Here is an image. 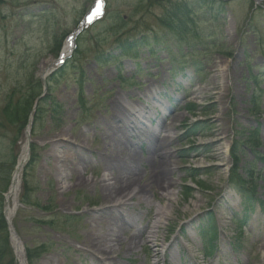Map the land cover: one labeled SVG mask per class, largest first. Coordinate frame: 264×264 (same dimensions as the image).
<instances>
[{"label": "rangeland", "instance_id": "rangeland-1", "mask_svg": "<svg viewBox=\"0 0 264 264\" xmlns=\"http://www.w3.org/2000/svg\"><path fill=\"white\" fill-rule=\"evenodd\" d=\"M172 1L150 7L146 0H108L105 20L77 39L80 53L74 60L76 68L48 83L50 91L46 98H55L63 106L64 122L57 128L47 114L35 123L31 145L36 147L38 162L28 172L35 189L34 206H20L14 219L25 247L47 246L48 252L38 264H83L84 258L89 257L78 250L84 248L86 228L109 215L105 214L108 207L125 203L134 191H137L135 200L126 203L133 206L131 213L135 214L137 225L145 228L160 222L155 243L158 264H264V166L256 163L254 180H247L250 188L244 190L256 188L253 216L256 221L251 227L255 230L247 229L240 238H236L233 216L236 213L242 219L246 201L228 184L233 143L247 144L257 126L249 110L248 73L253 69L259 77L264 74V16L261 13L253 16L252 4L237 0L215 21L198 12L194 29L180 39L159 22L169 6L183 0ZM92 2L0 0V164L6 163L7 170L12 155L20 157L26 142L24 136L18 149L13 146L17 125L2 118L8 97L16 91L17 98V91L25 87L34 88L36 95L41 93L37 82L43 67L56 62L57 45L77 29ZM258 3L264 4V0ZM153 33L165 36L167 41L168 49L159 52L158 59L144 51L139 61L126 58L120 64L123 53L118 49L120 42L139 41ZM174 58H180L182 64L173 73ZM117 65L123 67L120 74ZM80 76L84 80L81 90L76 82ZM259 81L264 89V80ZM79 96L84 99L83 106L77 103ZM43 102L44 99L40 103ZM119 103L130 110H140L139 119L125 134L113 136L122 139L121 144L110 145L104 134L111 133L109 129L127 114L125 108L118 109ZM189 105H194L195 110L188 111ZM165 107L170 111H164ZM143 113L146 120L142 119ZM155 117L167 129H178L168 134L171 137L161 139L172 143L166 150L173 170H166L164 179L159 180L156 163L160 157L153 142L143 148L141 156L134 158L139 170L134 181L139 177V186L149 185L141 193V187H136L137 190L131 187L122 194H114V199L107 198L109 191L101 183L108 174L106 157L117 153L120 162L117 175L130 183L126 179L130 175L124 163L125 147ZM38 118L41 119V114ZM261 123L260 140L252 153L264 151V116ZM195 125L203 127V137L180 143L178 137ZM82 135L87 138L85 144L79 143ZM248 152L238 153L244 166L254 161ZM31 158L30 147L27 164ZM194 167L209 168V173L191 182L188 170ZM64 175L66 178L62 179ZM84 180L88 184L80 185ZM122 185L119 183V188ZM185 185L193 190L191 198L183 196ZM38 203L52 210L45 211ZM159 208L167 214L163 219L157 216ZM124 214L128 216L125 211ZM209 215L216 216L220 226L218 243L222 248L202 259L203 242L197 226ZM132 233L135 231L123 236ZM147 236L148 233L141 238V246L129 255L128 264L151 261V254L142 246ZM232 242L235 248L230 247ZM116 248L114 255L123 254L125 246Z\"/></svg>", "mask_w": 264, "mask_h": 264}, {"label": "trees", "instance_id": "trees-1", "mask_svg": "<svg viewBox=\"0 0 264 264\" xmlns=\"http://www.w3.org/2000/svg\"><path fill=\"white\" fill-rule=\"evenodd\" d=\"M172 0H168V3ZM173 2V1H172ZM159 2L156 1V3L151 2L150 7H154L155 5L162 6L163 4H158ZM168 5V4H167ZM228 4L221 2L219 0H183L178 1L177 3H174L172 6H169L164 15L159 19L160 25L167 30H170L177 34H187V32L190 30V26L193 23V17L196 13V10H202L205 15L209 16H216L218 14H224L227 10ZM252 8H254V5L252 4ZM218 12V14H217ZM256 13H262L264 14V8L257 7V9L254 11L253 16H255ZM140 41V42H139ZM139 41L135 42H120L119 43V49L123 52L125 56L135 55L137 53V50L142 47H155L158 45H162L161 37L158 35L154 36H145L142 37ZM56 46V45H55ZM59 47V45H57ZM58 49V48H57ZM135 52V53H133ZM150 52L152 55H155L157 52V47L154 49H150ZM80 52H78L79 54ZM77 54V56H78ZM77 56L75 59H77ZM137 56V55H135ZM132 56V57H135ZM74 59V60H75ZM74 60L70 62L66 67L58 73V77H61L67 72L69 69H75V62ZM251 81H253L256 84V78L254 75H251L250 77ZM53 80H58V78H55ZM83 79L79 81L80 86H82ZM40 83L37 82V86ZM254 84V85H255ZM40 86V85H39ZM257 88L258 86L255 85ZM25 88L20 89L17 91V98L16 91H12L10 96L8 97L6 101V105L4 106L2 110V118H5L8 122L16 124L17 129H21L27 124V120L32 112V109L34 107L35 100L39 95H36L33 91L34 88ZM259 100V97L255 96L253 93L251 96V106L253 109H251V112L253 116L258 117L261 110L258 109L256 106V102ZM63 106L55 100V98H48L44 99V102L39 105L37 112H36V121L42 120L45 115H50V119L53 122L55 126H59L61 122V118L63 116ZM41 114V119L38 118V116ZM4 120V119H3ZM5 121V120H4ZM2 128V127H0ZM258 128H256L253 133H251V136H254L257 132ZM195 136V135H194ZM244 144L236 142L233 145L232 149V158H233V168L231 171V182H233L234 187L241 188L245 181V177H251L249 174H243V171L240 167L241 161L239 160L238 153L241 154L242 148L241 146ZM32 160L31 164L27 167L26 171H31L37 162V153L36 149L32 147ZM17 157L14 155L12 156V162L11 167L9 170H7L6 163L0 164V264H16L15 257L13 254V251L10 247L9 243V235L7 231V224L5 221V218L3 216V210H4V194L7 193L10 182H11V175L12 171L14 170L15 164H16ZM256 160L264 162V153H257L256 154ZM251 168L254 167V165L250 164ZM29 174H25L24 178V191L22 195V203L25 206L31 205V198L32 193L34 191L30 180H29ZM194 177V175H192ZM247 184V183H246ZM192 196V190L189 188H186L185 198H190ZM44 210L48 211L51 210L50 208L46 207L43 208ZM44 223V222H41ZM210 229H216V224L214 223V217L211 216L209 221ZM208 230V228L201 227L200 231L203 236H207L211 230ZM48 248L45 245H40L38 247L34 248H28L27 249V257L29 264H37L39 259L47 252Z\"/></svg>", "mask_w": 264, "mask_h": 264}, {"label": "bare ground", "instance_id": "bare-ground-1", "mask_svg": "<svg viewBox=\"0 0 264 264\" xmlns=\"http://www.w3.org/2000/svg\"><path fill=\"white\" fill-rule=\"evenodd\" d=\"M70 42L66 44V47L64 49V54H68L70 52ZM44 72L43 76L47 75L51 69L46 67H43ZM122 107V104H118V109ZM136 112H139L140 110H135ZM147 118L146 114L143 117V120ZM117 121V120H116ZM141 123V122H140ZM138 127V124L135 125V129ZM111 133H105L104 137L106 140H109L110 145L113 144H121L122 139L114 138V135H117V133H113L112 128L109 129ZM120 132V130L118 131ZM80 144H85L84 142L87 140L85 135H82ZM61 141H65V138H60ZM172 143L164 142V140H157L155 143V152L160 157V161L156 163V169L159 171V180L164 179V174L166 170H170L173 168V163L170 161V155L169 152L166 150L171 146ZM136 155V154H133ZM108 162V174H105L102 177V182L104 183L102 187L104 190L109 191L107 194V198L114 199V194H122L125 190L131 188V187H141L140 193L142 192V189L145 188V186H148L149 184L146 183L145 186L140 185V178L136 179L135 181H131L130 183L124 182V179L122 176L117 175V169L119 168V160L117 153H113L112 157H106ZM28 162V153H27V146L25 145L22 151V154L20 156L19 160V166L17 168V171L14 174V183L13 188L10 194L8 195V204L7 206V218L13 223L15 216H16V209L15 206L17 205V201L19 198L20 193V181L22 177L23 169ZM82 169H84L82 167ZM173 170V169H172ZM137 173H139V170H137ZM63 175V173H62ZM138 176L139 174H135V176ZM112 177V178H110ZM66 178V175L62 177V179ZM126 178V177H125ZM111 179H113L115 182L112 183ZM127 179V178H126ZM128 180V179H127ZM80 185H86L88 184L87 180L79 182ZM119 183H122V187L119 188ZM143 186V187H142ZM150 186L152 184L150 183ZM162 188V187H160ZM119 189L121 191H119ZM164 189V188H162ZM145 193V192H144ZM137 195V194H136ZM135 196L130 197V201H134ZM162 196V195H161ZM167 197L169 194L166 195ZM144 198L143 196L140 198L139 202H141V199ZM128 200V201H129ZM172 200V199H171ZM127 205V207H126ZM133 206L129 205L127 203H118L113 204L111 207L107 208L106 213H110L109 215H106L103 217V219L98 218L97 222H94L91 226L86 228L87 236L86 240L82 242L84 245V248L78 250L81 253L84 254V256H88L89 258H84L85 262L83 261V264H128L129 255L136 251L141 246V238L145 235V233H148V236L146 237V242L142 245L143 247L147 248L149 253L151 254V261H144L143 264H158V260L155 261V257H157V254L155 256V243L157 241L156 239V230L158 228V224L160 223L157 221L154 223L151 227L147 226L145 228H142L137 225V218L134 216L135 214L131 213V208ZM124 211L127 212L126 216L124 214ZM112 214V216H110ZM125 215V216H124ZM166 213L163 212L162 209H158L157 216L158 218H164L166 217ZM162 218V219H163ZM134 230L135 233H132L129 237H124L123 235L127 232H130ZM14 240V246L18 254V261L19 264H26L25 258H24V250L23 245L17 241V238L15 235L13 236ZM125 246V250L123 254L119 253L117 255H114L117 253L118 249L116 247H122Z\"/></svg>", "mask_w": 264, "mask_h": 264}, {"label": "water", "instance_id": "water-1", "mask_svg": "<svg viewBox=\"0 0 264 264\" xmlns=\"http://www.w3.org/2000/svg\"><path fill=\"white\" fill-rule=\"evenodd\" d=\"M10 231H11V232L13 231L12 227L10 228Z\"/></svg>", "mask_w": 264, "mask_h": 264}]
</instances>
